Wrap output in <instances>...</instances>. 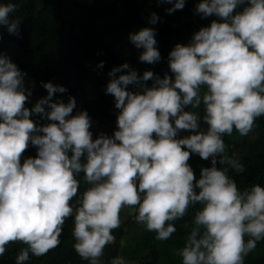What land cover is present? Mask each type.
I'll return each instance as SVG.
<instances>
[{
    "label": "clouds",
    "instance_id": "obj_1",
    "mask_svg": "<svg viewBox=\"0 0 264 264\" xmlns=\"http://www.w3.org/2000/svg\"><path fill=\"white\" fill-rule=\"evenodd\" d=\"M159 4L171 5L166 11L173 14L186 0ZM18 7L12 0L0 3V26L16 36L23 22L15 16ZM195 13L216 19L188 44L172 48L171 76L165 72L161 78L152 70L141 76L128 63L108 72L105 92L119 110L117 130L95 139L88 111L73 114L74 96L67 103L54 99L68 92L65 86L42 81L48 95L26 107L32 96L27 73L7 53L0 54V257L16 241L26 247L15 264L45 255L60 245L65 221L72 217L75 251L89 264H102L125 208L156 233L155 239L166 241L177 231L175 221L199 204L177 251L182 264H245L264 241V185L238 186L229 170L242 173L245 165L228 155L224 140L234 130L247 136L264 116V0H200ZM160 21L152 12L149 23ZM157 34L154 27L129 34L142 50L141 62L161 61ZM182 131L189 135L180 138ZM29 143L37 155L23 158ZM193 154L211 158L199 178L188 163ZM111 264L129 262L116 256Z\"/></svg>",
    "mask_w": 264,
    "mask_h": 264
},
{
    "label": "trees",
    "instance_id": "obj_2",
    "mask_svg": "<svg viewBox=\"0 0 264 264\" xmlns=\"http://www.w3.org/2000/svg\"><path fill=\"white\" fill-rule=\"evenodd\" d=\"M8 0H0L7 3ZM19 5L15 16L22 19L20 35L7 32L0 26V54L7 53L17 66L27 73L25 86L32 88V96L26 102L31 109L41 98L48 95L41 82H53L65 86L66 93H57L54 99L69 96L77 101V110H87L92 118L93 138L100 132L112 135L117 130L119 110L115 108L114 97L106 94L109 81L108 72L113 67L128 63L143 75L152 70L163 78L171 72L168 54L177 43L188 44L194 33L202 27L210 26L215 16L202 19L195 13L200 0H186V6L173 14L166 9L169 4H159V0H12ZM243 7V6H241ZM152 12H156L161 21L156 25L149 23ZM144 27L158 29L156 39L161 53V61L148 64L139 60L142 50L137 49L129 40V34ZM103 61L101 69L97 65ZM127 70H125L126 72ZM122 73H117L120 75ZM151 86L152 81L147 82ZM129 89L135 91L133 86ZM200 106V115L203 113ZM34 121L45 124L47 121L34 117ZM202 128L207 125L202 122ZM189 135L182 131L180 138ZM228 145V155L245 165V171L237 173L229 170V175L243 188L254 184L264 185V116L257 118L256 126L247 136H240L235 130L224 137ZM37 149L29 143L23 158L35 157ZM23 162V159L22 161ZM197 178L202 167H211V158L203 160L193 154L188 161ZM217 167H223L217 163ZM83 192L87 185L81 174ZM201 206L189 207L188 215L175 221L177 231L166 241L155 239L156 233L149 232L135 220L136 213L130 209L120 212L121 225L113 230L115 241L108 244L101 258L102 264H111L116 256H123L129 264H182L177 254L186 241L192 227V220ZM74 218L66 219L58 247L49 250L43 256L30 255L26 264H89L75 251L73 245ZM245 239H248L247 237ZM26 247L16 241L7 245L0 264H15L19 251ZM245 264H264V241L245 257Z\"/></svg>",
    "mask_w": 264,
    "mask_h": 264
},
{
    "label": "water",
    "instance_id": "obj_3",
    "mask_svg": "<svg viewBox=\"0 0 264 264\" xmlns=\"http://www.w3.org/2000/svg\"><path fill=\"white\" fill-rule=\"evenodd\" d=\"M129 213H130L131 215H133V214H134V211H133V210H129Z\"/></svg>",
    "mask_w": 264,
    "mask_h": 264
}]
</instances>
